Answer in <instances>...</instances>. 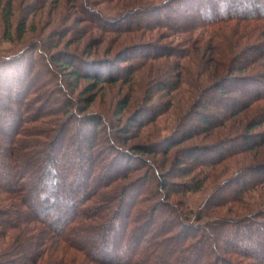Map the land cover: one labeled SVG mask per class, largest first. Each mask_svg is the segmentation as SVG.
<instances>
[{
    "label": "rangeland",
    "instance_id": "374dc122",
    "mask_svg": "<svg viewBox=\"0 0 264 264\" xmlns=\"http://www.w3.org/2000/svg\"><path fill=\"white\" fill-rule=\"evenodd\" d=\"M6 1L0 0V55H15L0 70L10 79L12 90L23 89V132L16 134L20 142H29L37 154L62 135L75 136L71 129L75 126L90 131L91 120L99 126L95 149L106 155L96 160L92 180L98 179L97 168L113 157L135 155L129 176H116L117 182L97 187L94 199H102V205H108L125 184L137 185L148 174L137 190L142 199L138 209L165 199L160 177H168L169 183L178 186L169 193L168 203L181 200L192 214L206 209L213 216L251 212L264 220V184L255 185L253 169L264 162V99L253 102L248 98L251 94L242 93L236 84L264 75L260 42L242 37L234 63L227 68L218 54L222 38L214 37V28H197L192 34L191 28L174 30L157 23V16L145 14V8L160 0H12V30L24 19L26 32L22 39L7 40L1 14ZM233 25L216 30L231 42L227 36L238 30ZM256 25L252 22L246 31L257 34ZM66 58L77 65L86 63L89 69L108 67L117 81L103 78L92 88V80H69L70 69L57 64ZM126 101L121 112L119 104ZM250 124H256L249 135L255 144L252 149L245 146L242 134ZM9 152L4 149V156ZM23 171L28 180L29 170ZM238 176L251 184L242 200L214 205L219 195L229 191V180ZM183 183L199 190H183ZM4 197L0 194V209L9 201H3ZM91 199L83 205L86 212L95 206ZM112 206H106L105 213ZM156 213L160 223L163 216L161 211ZM17 233L4 234L0 227V263L8 260L5 251ZM21 257L13 260L23 262Z\"/></svg>",
    "mask_w": 264,
    "mask_h": 264
},
{
    "label": "trees",
    "instance_id": "16d2710c",
    "mask_svg": "<svg viewBox=\"0 0 264 264\" xmlns=\"http://www.w3.org/2000/svg\"><path fill=\"white\" fill-rule=\"evenodd\" d=\"M155 4L158 5L145 8V14L157 16V23L174 30L186 27L194 34L197 28H214V37L222 38L218 54L224 58L221 60L227 68L234 63L242 37L247 41L254 37V41L260 42L259 52L264 50V0H160ZM12 12V0H7L1 9L4 37L7 40L22 39L26 20L22 18L12 30ZM252 22L257 24V34L246 31ZM231 23L238 30L233 31L234 35H226L232 39L230 42L216 29ZM14 55H0V66ZM229 56L230 60L225 61ZM58 63L70 69L69 80H92V88H96L103 78L117 81L108 67L105 71L89 69L86 63L77 65L70 58ZM128 72L132 74L133 69ZM219 77H223V73ZM9 80L0 70V91L3 90L0 92V194H5L3 201L9 200L0 209V227L4 234L10 230L18 233L5 251L8 260L0 264H264V220L260 216L251 212L237 217L213 216L208 209L192 214L183 207L185 203L181 200L168 203L169 193L178 190L177 184L168 182V177H160V188L166 189L165 199L156 202L146 199L152 201L150 208L138 209L142 199L137 190L149 179L146 174L137 185L126 187L125 184L115 193V200L105 203L113 205L105 213L108 205H102V199H94L98 197L97 187L104 188L106 183L117 182L116 176H129L134 166L133 152L123 153L121 160L113 157L110 163L102 164L97 168V181L92 180L96 160L106 155L96 151L99 126L88 120V126H92L90 131L78 130L75 126L71 128L75 136L62 135L49 143L45 151L35 154L36 151L28 147L29 142H20L16 138L23 120L20 109L23 89L19 93L18 89L12 90ZM263 80L264 75L236 81V84L242 93L251 94L248 98L256 102L264 99ZM126 103L119 104L121 112ZM255 126L250 124L242 132L245 146L250 149L255 145L249 140ZM4 149H10L9 154L4 156ZM25 169L29 170L28 180ZM253 169L256 170L255 180H258L255 185L264 184V162ZM228 183L229 191L225 196L219 195L211 203L220 206L239 202L251 186L250 180L244 181L239 176ZM94 188L97 189L93 191ZM156 188L153 191L157 196ZM183 188L199 190V187L184 183ZM89 198L96 203L91 212H86L82 208ZM157 210L163 216L160 223L155 219ZM17 256H22L23 262L13 260Z\"/></svg>",
    "mask_w": 264,
    "mask_h": 264
}]
</instances>
